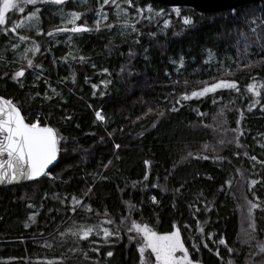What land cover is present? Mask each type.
Returning <instances> with one entry per match:
<instances>
[{
  "label": "trees",
  "instance_id": "16d2710c",
  "mask_svg": "<svg viewBox=\"0 0 264 264\" xmlns=\"http://www.w3.org/2000/svg\"><path fill=\"white\" fill-rule=\"evenodd\" d=\"M117 3L35 5L44 25L32 67L6 29L34 6L11 10L0 26V96L61 137L48 175L0 188V264H140L133 221L157 234L175 224L193 263L264 264V1L211 14ZM78 7L77 26L90 30L57 31ZM220 80L237 89L182 99ZM74 223L99 230L81 240L67 231ZM103 228L119 236L105 242Z\"/></svg>",
  "mask_w": 264,
  "mask_h": 264
},
{
  "label": "snow or ice",
  "instance_id": "6c2138e0",
  "mask_svg": "<svg viewBox=\"0 0 264 264\" xmlns=\"http://www.w3.org/2000/svg\"><path fill=\"white\" fill-rule=\"evenodd\" d=\"M125 2L129 4V7L132 6L131 0H125ZM43 3L59 5L62 3V0H0V26L5 25V14L9 10L24 12L26 6L33 5L34 8L32 12L23 17L20 22H13L12 27L7 28L6 31H11L15 35L16 30L19 28L35 27L38 23L37 13L41 11V9L35 7V5ZM103 3H111L119 9L117 0H103ZM137 11L142 12L144 9L137 8ZM148 11H151V9H148ZM173 11H177V9L174 8ZM70 15L71 18L67 23L71 24V27L60 28L57 29V31L79 33L90 30L86 26H77L76 20L79 19L78 13L73 12ZM98 15L103 14L98 12ZM184 23L188 24L190 21L185 18ZM164 24L166 26L168 21L165 20ZM108 27L111 28L112 25L109 24ZM39 34V31H37V35ZM48 35H52V33L50 32ZM18 39L19 41L24 42L28 41L29 37L27 35H19ZM12 47L16 48L18 45H12ZM38 51L39 46L34 40L29 47H25L22 58L26 60L28 67L33 66V60L28 58L27 54L31 53L32 56H35ZM81 59H83V57H81ZM261 63H264V60H262ZM24 75V68H20L13 73L12 79L13 81H18V78L23 77ZM93 88L95 89V85H93ZM218 89L236 90L237 84L231 81L220 80L211 83L210 85H206L199 91H193L190 95L183 96L182 99L188 100L191 98H199L208 93L215 92ZM248 91L252 92L253 96L257 95L252 85L248 86ZM101 95H103V93H101ZM45 98H47V96ZM252 106L254 107L255 103H253ZM96 118L98 120L103 119L99 112H97ZM237 124L239 125V120L237 121ZM237 131H239V129H237ZM60 139L61 137L58 136L56 130L47 126V124L41 127L36 121L26 123L25 117L21 115L17 105L11 100L0 98V185L20 183L36 179L41 175H48L45 169L57 159V145ZM189 155H191V153H189ZM204 158L207 159V157ZM251 159L256 158L251 157ZM145 179H147V172L145 173ZM253 183H256V181H250V186ZM152 186L156 187L157 185L153 184ZM153 202H155L154 198ZM73 203L79 204L80 201L74 197ZM256 207L257 204L255 203L249 205V217H251L252 210ZM32 219H34V217L29 216V220ZM25 227H28V225L25 224ZM249 227H253L251 223L249 224ZM133 230L143 238V243L137 248V251L140 254V264H150L145 256L146 250H150L151 256L154 257L155 264H193V262L189 260L188 251L181 242L180 234L177 231L175 224L173 225L171 233L163 235L157 234L147 225H140L135 221L132 222L131 227L128 229L130 232ZM93 231L94 228L91 226H80L77 230L72 231L71 234L73 236H78L81 240H85L93 233ZM100 231L103 232L105 238L110 235L119 236L118 231L116 233H111L106 228L100 229ZM197 231H200L199 227L197 228ZM209 237H211V234H209ZM129 239H132V237H129ZM219 242L221 244L224 243L223 239ZM259 251L264 253V246H259ZM178 252L182 255H176ZM108 255L111 256L112 253L109 252Z\"/></svg>",
  "mask_w": 264,
  "mask_h": 264
},
{
  "label": "water",
  "instance_id": "95a60500",
  "mask_svg": "<svg viewBox=\"0 0 264 264\" xmlns=\"http://www.w3.org/2000/svg\"><path fill=\"white\" fill-rule=\"evenodd\" d=\"M146 1L155 2V3H157L161 6H165V7H172V8H174V7H188V8L195 10L198 13L211 14V13H216V12L232 11V10H235L237 8L243 7L245 5L261 3L264 0H146ZM0 98L6 99L2 96H0ZM6 100H8V99H6ZM41 127H43V126H41ZM57 162H58V151H57V159L55 161H53V163L50 164L45 169V171L48 173L53 167H55L57 165ZM42 176L43 175H41L40 177H38L36 179L23 181L20 183L0 185V188L14 187L17 185L26 184V183L38 180Z\"/></svg>",
  "mask_w": 264,
  "mask_h": 264
},
{
  "label": "rangeland",
  "instance_id": "374dc122",
  "mask_svg": "<svg viewBox=\"0 0 264 264\" xmlns=\"http://www.w3.org/2000/svg\"><path fill=\"white\" fill-rule=\"evenodd\" d=\"M62 1H67V0H62ZM76 6H79L78 4H76ZM80 8L78 7L77 8V12H78V10H79ZM11 10H9L8 12H6V14H5V19H6V17H7V14L10 12ZM57 11V10H56ZM65 12H66V8L64 9V11H62L61 9L59 10V13H53V21L57 24L59 21H60V19H61V17L62 16H64V14H65ZM69 13V12H68ZM177 13V12H176ZM70 14V13H69ZM78 14H79V12H78ZM179 15V13L177 14V16ZM37 16H38V23L36 24V26L35 27H32V28H28V27H23V28H19V29H17L16 30V36H19V35H27L28 37H29V40L28 41H24V42H21V41H19V39H18V41L19 42H21V43H24L25 44V46H24V48L25 47H29L30 45H31V42L34 40V41H36V39H35V37L36 36H38L37 35V31H39V33L41 34V30H42V27H43V25H44V22H43V17H42V14H40V13H37ZM168 16V14H166V16L165 17H167ZM70 18V17H69ZM183 18V17H182ZM181 18V19H182ZM46 19V18H45ZM22 20V19H21ZM20 20V21H21ZM183 20V19H182ZM19 21V22H20ZM61 24L63 23V21H61L60 22ZM12 27V26H11ZM11 27H9V28H11ZM39 34V35H40ZM54 36V44L55 45H58L57 47H59V48H56V50H58V51H61V46H59V43H56L57 41L55 40V34L53 35ZM57 38V37H56ZM52 43H53V41H52ZM38 44V43H37ZM38 46H39V50H40V45L38 44ZM39 52V51H38ZM37 52V53H38ZM37 53H36V55H37ZM22 54V53H21ZM35 55V56H36ZM27 57L28 58H30V59H32L33 60V63L35 62V60L33 59L34 58V56H32L31 55V53H28L27 54ZM25 65L27 66V64H26V62H25ZM28 67V66H27ZM217 82V81H216ZM249 85H252L253 86V89L256 91V93H257V95L256 96H253V94H252V92H249L248 91V86ZM247 87H246V90L248 91V93L250 94V97H251V107H253L252 105H253V103H255V105H257V104H259V97H260V92H261V88H260V86L258 85V84H249ZM221 90H230V89H218L217 91H221ZM199 91V90H198ZM217 91H215V92H217ZM215 92H211V93H208V94H206V95H204V96H202V97H199V98H191V99H200V98H203V97H205V96H208L209 94H213V93H215ZM131 224H132V222L129 224L130 225V227H131ZM138 224V223H137ZM80 226H83V225H80V224H76V223H74V224H72V225H70V227H68L69 229L67 230L69 233H71L72 231H75V230H77ZM87 227V226H86ZM95 230H99V229H95L94 228V231ZM93 231V232H94ZM110 232V231H109ZM133 232V234H135V235H138L134 230L132 231ZM171 233V232H170ZM91 235V234H90ZM90 235L88 236V237H90ZM161 235H163V234H161ZM113 235H110L109 237H107V238H105L104 236H103V232L102 233H100V237L103 239V240H107V239H109L110 237H112ZM139 236V235H138ZM141 239H142V241H143V238L141 237V236H139ZM149 252H150V250H149ZM176 255H182L181 253H176ZM153 259H154V257H153ZM190 260V259H189ZM154 264H155V262H154ZM193 264H197V263H193Z\"/></svg>",
  "mask_w": 264,
  "mask_h": 264
}]
</instances>
